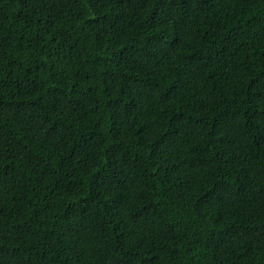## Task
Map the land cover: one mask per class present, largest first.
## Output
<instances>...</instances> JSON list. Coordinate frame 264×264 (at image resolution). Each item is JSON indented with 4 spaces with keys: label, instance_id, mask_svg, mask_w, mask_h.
<instances>
[{
    "label": "trees",
    "instance_id": "1",
    "mask_svg": "<svg viewBox=\"0 0 264 264\" xmlns=\"http://www.w3.org/2000/svg\"><path fill=\"white\" fill-rule=\"evenodd\" d=\"M0 264H264V0H0Z\"/></svg>",
    "mask_w": 264,
    "mask_h": 264
}]
</instances>
